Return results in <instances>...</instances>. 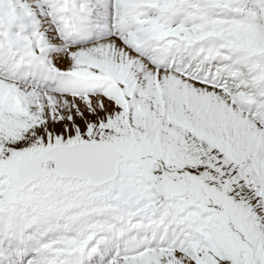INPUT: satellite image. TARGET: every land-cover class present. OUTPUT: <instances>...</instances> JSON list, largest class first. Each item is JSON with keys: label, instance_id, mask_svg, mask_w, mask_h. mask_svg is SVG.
I'll return each instance as SVG.
<instances>
[{"label": "snow or ice", "instance_id": "1", "mask_svg": "<svg viewBox=\"0 0 264 264\" xmlns=\"http://www.w3.org/2000/svg\"><path fill=\"white\" fill-rule=\"evenodd\" d=\"M0 264H264V0H0Z\"/></svg>", "mask_w": 264, "mask_h": 264}]
</instances>
